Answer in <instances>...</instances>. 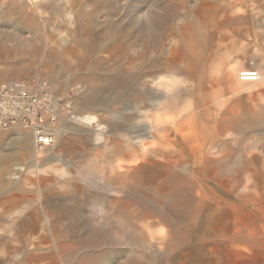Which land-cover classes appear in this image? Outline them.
<instances>
[{"label":"rangeland","instance_id":"obj_1","mask_svg":"<svg viewBox=\"0 0 264 264\" xmlns=\"http://www.w3.org/2000/svg\"><path fill=\"white\" fill-rule=\"evenodd\" d=\"M11 81L76 116L0 130V264H264V0H0Z\"/></svg>","mask_w":264,"mask_h":264},{"label":"built area","instance_id":"obj_2","mask_svg":"<svg viewBox=\"0 0 264 264\" xmlns=\"http://www.w3.org/2000/svg\"><path fill=\"white\" fill-rule=\"evenodd\" d=\"M238 77L254 82L259 73L256 69L240 70ZM75 116L73 99L57 93L46 81L0 82V130L17 126L29 131L38 159L65 129L64 121Z\"/></svg>","mask_w":264,"mask_h":264},{"label":"bare ground","instance_id":"obj_3","mask_svg":"<svg viewBox=\"0 0 264 264\" xmlns=\"http://www.w3.org/2000/svg\"><path fill=\"white\" fill-rule=\"evenodd\" d=\"M18 16H19V13H18ZM25 16V15H24ZM20 18H21V16H20ZM23 19V18H22ZM22 19L18 22V26H20V27H22V28H28V29H34L35 27H34V25H33V23H32V19L30 18V16H27V20H26V22L24 23L23 21H22ZM152 22H149V24H151ZM21 69L22 68H20V67H13L10 71H9V73L10 74H12V75H15V74H19L20 72H21ZM157 83H159V81H156ZM155 82V83H156ZM160 84H162V86H164L165 88H168L169 87V84H167V83H165L164 81H163V83L161 82ZM151 86V85H150ZM161 86V87H162ZM157 86H155V88H156ZM153 88V87H152ZM171 89V88H170ZM172 90V89H171ZM170 91V90H169ZM171 92V91H170ZM169 93V92H168ZM166 95V94H165ZM171 95V94H170ZM175 97H176V94H172L171 95V97L169 98V100H168V104H170L171 102L173 103L175 100ZM174 100V101H173ZM70 127H71V125H70ZM69 127V128H70ZM3 130V129H2ZM62 132H64V130L62 131ZM116 132V131H115ZM65 134V133H64ZM32 135V134H31ZM59 136H61V135H59ZM33 137V136H32ZM14 141H16L17 143H19V144H22V146H24V147H30L31 146V137L30 136H28V135H23V134H21V135H17V136H15V138L13 139ZM55 142H57V138H56V140H55ZM54 142V143H55ZM54 143L52 144V145H50V146H53L54 145ZM50 146H48V147H50ZM52 155V154H51ZM48 156V155H47ZM52 158H53V156H52Z\"/></svg>","mask_w":264,"mask_h":264}]
</instances>
